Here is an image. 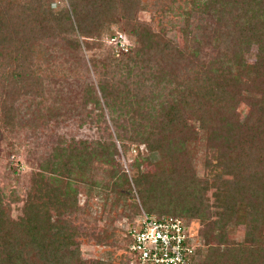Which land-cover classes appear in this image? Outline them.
<instances>
[{
    "label": "trees",
    "instance_id": "1",
    "mask_svg": "<svg viewBox=\"0 0 264 264\" xmlns=\"http://www.w3.org/2000/svg\"><path fill=\"white\" fill-rule=\"evenodd\" d=\"M137 2L74 0L72 7L77 18V31L70 14L66 13L70 24L59 25L53 35L60 36L61 30L79 31L81 37L93 39L92 42L84 40L87 49L102 48L101 31L105 26L110 27L107 19L117 22L120 13L127 12L128 15V9L135 14L139 9ZM167 3L165 1L161 7L163 13L171 10L173 5V1ZM184 6L189 7V10H182L187 18L193 10L216 16L217 24L209 34L216 55L203 60L199 44L197 49L189 50L187 45L180 47L176 41L161 42V36L151 32L148 43L145 41L146 29L136 28L139 22L134 16H124L126 26L134 22L131 37L135 44H131L128 52L117 47L108 48V57L102 62L117 63L109 77L117 71L121 73L122 64L127 67V75L122 79L114 77L102 81V96L110 109L118 138L123 141L135 139L144 144L148 152L160 154L159 172L166 174L170 187L174 188V191L169 190V200L153 195L159 194L164 187H157L153 194L146 191L152 188L160 174L154 175V180L148 175H140L134 182L142 193L147 214L158 218L174 216L184 221L189 241L195 248L193 264H264V0H184ZM87 8L94 9L97 15L87 18L83 11ZM47 13L44 0H0L3 126H15V111L11 104L18 96L23 93L43 95L44 77L36 60H41L44 51L34 41L43 31L42 20ZM69 44L76 48L79 42ZM254 46L257 47L256 59L254 63H248L244 53ZM146 79L155 82L150 85L154 89L170 87L169 92L145 90L147 98L138 96L132 86L138 87ZM249 90L259 92L261 99L247 97L245 92ZM86 95L91 97L92 94ZM161 95L163 100L150 104ZM84 100L87 103L90 98ZM245 102L250 111L241 122L238 110ZM126 124L136 131L129 135ZM110 145L116 147L111 143L106 145L107 148L99 146L89 153L86 147L82 150L71 145L59 148L49 159V169L53 174L69 177L72 170H85L91 157L107 159ZM199 146L216 150L215 168L222 171L212 180L217 185L223 206L220 215L214 219L209 215L206 201L211 180L199 178L190 166ZM232 172L235 178H224V174ZM123 175L121 184L117 183L121 188L128 182L127 175ZM58 179L54 177L53 185L50 179L34 178L16 218L12 217L11 206L0 193V264H70L78 257L79 250L72 246L77 232L70 220V216L77 214V190L69 181L62 188L59 181L65 179ZM138 208L136 204L131 209L137 213ZM197 221L205 223L207 230L194 231L191 225ZM241 227H244L249 243L238 242L229 236L231 228L239 230ZM199 232L205 234L204 240ZM110 236L105 233L102 241L107 242ZM130 243L128 232L132 259L135 264H141L130 250ZM200 256L202 262L199 263L197 258Z\"/></svg>",
    "mask_w": 264,
    "mask_h": 264
},
{
    "label": "rangeland",
    "instance_id": "2",
    "mask_svg": "<svg viewBox=\"0 0 264 264\" xmlns=\"http://www.w3.org/2000/svg\"><path fill=\"white\" fill-rule=\"evenodd\" d=\"M73 1L44 0L49 13L44 14L43 31L38 32L40 35H37L34 41V44L41 46L44 51L41 60H36L42 68L41 74L44 77L43 95L23 93L12 101L11 106L15 111L13 128L1 125L0 111V193L5 203L11 206L12 217L16 218L21 212L34 178L41 176L50 179L53 185L54 177H59L58 180L65 179L63 182L59 181L62 188H65L66 182L69 181L71 187L77 190L79 202L77 214L70 216L77 232L72 246L79 250V255L70 264L100 262L135 264L128 249V232L131 226L148 212L144 208L142 193L138 191L134 178L148 175L151 180L154 175L160 174V178L153 182L152 188L149 187L146 191L150 190L148 194H153L157 187H164L159 190V194L153 195L160 199L167 197L166 201L171 195L169 190L172 188L174 191V188L170 187V179L166 174L159 172L161 167L158 164L162 158L157 151L148 152L144 144L135 139L123 141L118 138L117 128L112 122V115L102 96L100 84L114 77L125 78L123 76L127 75V67L122 64L121 73L117 71L109 77V72L116 70L117 63L108 60L102 62L103 58L108 57V48L117 47L123 52H128L131 44H135L131 37L134 22L131 26L124 24V16H134L133 18L139 22L136 28L147 31L146 42L150 43L151 32L161 36V42L176 41L180 47L187 45L189 50L197 49L199 44L201 58L210 59L217 53L212 47L209 35L217 24V19L213 14L200 13L197 10H193L192 15L187 18L182 11L189 10V7L184 6V0H137L136 6L139 9H136L135 14L128 9V15L127 12L120 13L117 22L111 18L107 19L110 27L108 29L105 26L101 31L103 47L89 50L84 40L92 42L93 39L81 37L79 31L74 33L61 30L60 36L53 35L54 29L56 30L59 25L63 27L67 23L70 24L66 19V13L70 14L71 23L77 31ZM165 1L168 3L173 1V5L171 10L163 13L161 7ZM87 9L83 10L87 18L97 15L94 9ZM103 20H106V17H103ZM94 40L97 38L94 37ZM74 41L79 42L76 48L69 44ZM256 48L254 46L250 52L244 53L248 63H254ZM154 83L151 79H146L142 80L138 87L134 85L132 88L142 98L148 96L145 90L164 94L169 92L170 87L166 86L154 89L150 86ZM88 88L91 91L88 92ZM87 92L92 94L91 97L86 95ZM245 95L261 99L260 93L253 90L245 92ZM84 98L90 100L86 103ZM163 98L161 95L150 104L155 105L154 103H159ZM249 111L246 102L239 106L238 115L241 122L246 119ZM126 127L129 135L136 131L131 125L126 124ZM183 142L187 145L185 140ZM107 143L116 145L108 147V158L100 156L89 158L83 171L72 170L71 175L66 177L59 173L55 175L53 170L49 169V159L59 148L71 145L82 150L86 147V152L89 153L99 146L107 148ZM216 155V150L202 149V146H199L193 157L194 163L190 165L199 178L211 180L206 201L212 219L220 215L223 207L217 185L212 181L222 172L215 168ZM123 174L127 175L128 182L121 188L117 183L121 184ZM224 178L233 179L235 173L224 174ZM179 180L182 185L184 183L182 173ZM136 204L139 207L137 213L131 209ZM191 227L194 231L201 232L208 228L205 223L198 221L192 223ZM105 233L114 236H110L108 241L104 242L102 240ZM198 234L204 240L205 234L200 232ZM229 236L238 242H250L245 236L244 227L239 230L231 228ZM206 249L204 246L203 250ZM197 261L202 262V257L197 258Z\"/></svg>",
    "mask_w": 264,
    "mask_h": 264
},
{
    "label": "built area",
    "instance_id": "3",
    "mask_svg": "<svg viewBox=\"0 0 264 264\" xmlns=\"http://www.w3.org/2000/svg\"><path fill=\"white\" fill-rule=\"evenodd\" d=\"M129 236L130 250L141 264H193L195 248L179 217L158 218L144 213L142 219L131 226Z\"/></svg>",
    "mask_w": 264,
    "mask_h": 264
}]
</instances>
